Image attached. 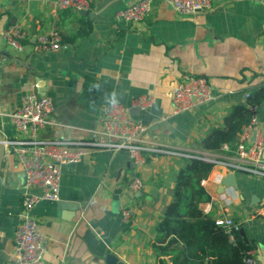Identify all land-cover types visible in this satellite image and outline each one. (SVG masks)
Segmentation results:
<instances>
[{
    "label": "crops",
    "instance_id": "obj_1",
    "mask_svg": "<svg viewBox=\"0 0 264 264\" xmlns=\"http://www.w3.org/2000/svg\"><path fill=\"white\" fill-rule=\"evenodd\" d=\"M55 0H0V132L19 135L11 120L22 97L36 87L53 99V123L42 137L90 138L103 129L110 106L105 95L116 90L119 102L151 95L147 110L132 112L147 130L142 140L168 142L202 151L197 142L212 127L223 126L233 104L264 86V0H213V7L179 14L153 0L144 20L132 24L117 13L137 0H89L86 14L66 8L53 14ZM20 24L23 48L5 32ZM57 30V50L41 52L36 34ZM207 77L214 99L180 114L172 113L174 87L181 74ZM99 84L100 88L93 87ZM36 84H38L36 86ZM254 115L264 123V100ZM166 116V119L162 117ZM219 154L230 155L224 145ZM182 157L146 155L137 164L126 151L88 149L79 161L62 166L59 198L41 199L32 209L48 237L39 264H160L154 242L164 207L172 199ZM228 170L215 164L204 186L211 199L203 210L240 222L259 264H264V218L254 210L264 200V177L234 171L236 187L226 185ZM135 176L144 186L134 191ZM220 178V179H219ZM24 168L6 148L0 186V264L15 260V228L20 221ZM35 188L33 192H39ZM133 209L125 221L123 209Z\"/></svg>",
    "mask_w": 264,
    "mask_h": 264
},
{
    "label": "built area",
    "instance_id": "obj_2",
    "mask_svg": "<svg viewBox=\"0 0 264 264\" xmlns=\"http://www.w3.org/2000/svg\"><path fill=\"white\" fill-rule=\"evenodd\" d=\"M170 4L179 14H191L213 7V0H163ZM153 0H137L120 10L118 17L132 24H138L152 9ZM89 0H55L53 14L58 10L73 8L88 10ZM7 41L21 50V39L26 35L20 24H15L4 33ZM39 51L57 50L65 47L57 30L40 31L36 34ZM38 84H36L37 86ZM245 93V97L249 96ZM215 97L211 81L203 75L189 72L181 74L174 87L172 113H184L198 104L207 103ZM134 106L147 110L154 103L151 95L134 97ZM256 106L252 107L250 123L239 132L233 154L223 155L216 151L187 150L178 145L158 140L144 141L142 134L148 125L132 116L130 108L122 103L110 106L104 117L103 129L90 138L72 139L68 137H42L40 130L53 123V99L49 95L37 96L34 92L23 95L21 105L11 113V120L19 135L4 139L5 148L16 157L24 168L25 190L23 191L20 221L15 228V260L18 264H39L47 249L48 237L41 231L40 223L32 214V209L41 199L56 200L59 198L61 170L67 163L81 160L88 149H109L114 152L123 150L137 164H144L146 155L165 154L176 157L197 156L223 165L228 172L244 171L248 174L264 177V123L258 122L254 115ZM166 119V116L162 117ZM255 138L253 139V135ZM220 179V178H219ZM206 178L202 180L204 184ZM144 186L141 177L135 176L129 187L138 191ZM39 188V192H33ZM133 209H123L125 221L131 219ZM254 215L264 218V200L254 210ZM234 240V232L242 229L240 222L231 216L216 218ZM244 264H259L255 251L250 248L244 256Z\"/></svg>",
    "mask_w": 264,
    "mask_h": 264
},
{
    "label": "trees",
    "instance_id": "obj_3",
    "mask_svg": "<svg viewBox=\"0 0 264 264\" xmlns=\"http://www.w3.org/2000/svg\"><path fill=\"white\" fill-rule=\"evenodd\" d=\"M264 100V86L249 94L245 102L232 105L223 126L212 127L197 144L207 151H221L228 144L236 148L239 132L252 120V107ZM177 172L172 199L164 207L154 242L160 264H244L251 245L243 229L234 240L201 203L211 199L202 180L212 172L214 162L185 156Z\"/></svg>",
    "mask_w": 264,
    "mask_h": 264
},
{
    "label": "water",
    "instance_id": "obj_4",
    "mask_svg": "<svg viewBox=\"0 0 264 264\" xmlns=\"http://www.w3.org/2000/svg\"><path fill=\"white\" fill-rule=\"evenodd\" d=\"M80 13L86 14L87 11L86 10H80ZM34 93H36L37 96H41V95H45V93L43 91H41V89H39L38 87H36L33 91ZM138 109L136 107H131L130 111L131 112H136ZM253 139L255 138V134L252 137ZM5 153H6V148L4 145V136L3 134L0 132V186H1V173H2V164L5 158ZM224 183L226 185H231L233 187H236V181H235V175L233 172H229L227 175L224 176ZM108 264H114V255L109 254L108 257Z\"/></svg>",
    "mask_w": 264,
    "mask_h": 264
},
{
    "label": "clouds",
    "instance_id": "obj_5",
    "mask_svg": "<svg viewBox=\"0 0 264 264\" xmlns=\"http://www.w3.org/2000/svg\"><path fill=\"white\" fill-rule=\"evenodd\" d=\"M93 87L99 89L100 85L97 83L93 85ZM119 99H120V94L116 90H113L111 93L105 95V102L112 106L117 105L119 103Z\"/></svg>",
    "mask_w": 264,
    "mask_h": 264
}]
</instances>
